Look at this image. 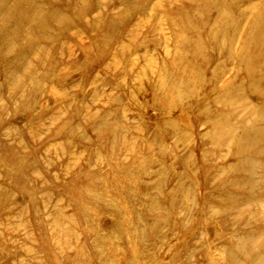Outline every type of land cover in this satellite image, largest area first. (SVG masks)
Wrapping results in <instances>:
<instances>
[{
    "label": "rangeland",
    "instance_id": "rangeland-1",
    "mask_svg": "<svg viewBox=\"0 0 264 264\" xmlns=\"http://www.w3.org/2000/svg\"><path fill=\"white\" fill-rule=\"evenodd\" d=\"M0 158V264H264V0H0Z\"/></svg>",
    "mask_w": 264,
    "mask_h": 264
},
{
    "label": "bare ground",
    "instance_id": "bare-ground-1",
    "mask_svg": "<svg viewBox=\"0 0 264 264\" xmlns=\"http://www.w3.org/2000/svg\"><path fill=\"white\" fill-rule=\"evenodd\" d=\"M225 27H226V25H225ZM219 29H220V27L218 28V30H219ZM226 29H227V27H226ZM218 30H217V31H218ZM216 34H217V32H213L212 35L215 36ZM2 162H3V160H2V158H0V164H2Z\"/></svg>",
    "mask_w": 264,
    "mask_h": 264
}]
</instances>
